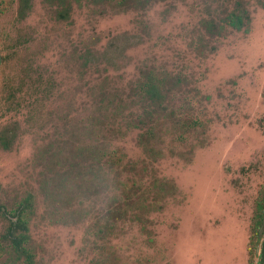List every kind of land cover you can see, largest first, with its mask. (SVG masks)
<instances>
[{
	"label": "rangeland",
	"instance_id": "374dc122",
	"mask_svg": "<svg viewBox=\"0 0 264 264\" xmlns=\"http://www.w3.org/2000/svg\"><path fill=\"white\" fill-rule=\"evenodd\" d=\"M219 1L141 12L99 0H29L19 17V0H0L9 54L0 134L14 131L9 149L0 146V207L25 203L32 264H262L252 213L264 185V0H246L248 32L230 31L200 54L196 28L205 5ZM124 36L114 66L102 60L108 42ZM144 69L187 80L156 137L147 133L153 123L136 121L133 86ZM101 152L113 168L95 166ZM132 166L147 167L138 185L165 179L171 190L159 200L144 187L124 193ZM117 206L121 220L111 214ZM7 226L0 216V235ZM0 264L25 263L1 241Z\"/></svg>",
	"mask_w": 264,
	"mask_h": 264
},
{
	"label": "trees",
	"instance_id": "16d2710c",
	"mask_svg": "<svg viewBox=\"0 0 264 264\" xmlns=\"http://www.w3.org/2000/svg\"><path fill=\"white\" fill-rule=\"evenodd\" d=\"M100 2L115 3V6L118 8H132L136 11L145 12L153 4L156 3H168L171 1L178 0H99ZM63 7L66 5L65 0H62ZM29 9V0H19L17 13L19 17H23L26 10ZM205 9L207 16L202 18L197 26V44L194 45V48H197V51L202 54L204 50L213 51L215 49L214 45H211V42H216L222 37H224L230 31L236 32H248L251 25V13L249 9V4L246 0H221L218 2L217 9L212 8L210 5L206 4ZM66 9L58 12L59 18L66 17ZM1 29V28H0ZM129 41L128 38L118 37L111 39L105 50L101 52V59L114 66L116 60L122 56L125 51V45ZM0 51L2 56V65L0 69V99L2 93L5 90L1 82V77H3V71L8 64L9 54L3 39L2 32L0 30ZM95 56L90 52L86 53L84 60L92 61ZM186 78L171 74L168 72H157L153 70H141L139 77L136 79L135 85L133 86L134 97L136 98L137 106L142 110L140 118L136 121L140 126L144 125L145 122L153 123L152 127L148 128L147 133L151 136L156 137L155 127L159 125L161 121L168 120L173 121L174 109L173 103L175 102L178 96L186 95L184 88L187 86ZM186 97V96H184ZM186 103V101H185ZM194 121L188 122L185 121L183 126L187 127V124H191ZM175 124V122H174ZM179 123H176V125ZM153 129L154 134L150 133ZM146 134H142L141 138L144 139ZM14 136L13 130H4L0 134V146L3 149H9L11 141ZM84 153L90 156H97L94 150H91L88 147L83 149ZM95 153V154H94ZM99 164L96 163L95 166L100 165V170H104V164L107 165V168H113L115 161L112 157L105 156L103 152L99 153ZM104 161V162H103ZM136 167L132 166L128 170V174L133 176L134 180L132 181L131 186L125 187V192L130 194V192H137L142 190L141 187L145 189L142 191L151 194L156 199H160L162 194H168L171 190L172 184L167 180H152L150 184L147 185H138L135 180L140 182L143 181L144 172L147 170V167L144 166L140 171H136ZM117 176V174H116ZM127 197L129 195H126ZM129 198V197H128ZM127 198V199H128ZM130 200V199H129ZM126 201V198H125ZM124 205L126 202H123ZM140 202L141 210L144 211L148 208V205ZM24 204H19L13 212L3 211L0 208V216L6 220L8 226L4 234L0 235V242L4 241L7 243V246L12 250L16 258L21 259L25 264H32L33 256L26 247L28 243V228L27 222L23 217L24 214ZM112 215L116 216L117 220H121L125 216V211L121 206H117L112 210ZM138 214V213H137ZM264 214V185L260 188L258 196L254 202V209L252 213V238L253 241L256 239V234L258 228L261 224V220ZM134 222L141 220V216L135 215ZM264 258V252L263 256Z\"/></svg>",
	"mask_w": 264,
	"mask_h": 264
},
{
	"label": "flooded vegetation",
	"instance_id": "af4514ba",
	"mask_svg": "<svg viewBox=\"0 0 264 264\" xmlns=\"http://www.w3.org/2000/svg\"><path fill=\"white\" fill-rule=\"evenodd\" d=\"M2 208L3 211H6L4 210L3 207H0ZM264 215V214H263ZM263 219V217H262ZM262 222V220H261ZM261 225V224H260ZM259 229H260V226L258 228V231H257V234H256V239H255V246H254V254L256 255V247H257V243H258V234H259ZM263 252H264V231H263V237H262V241H261V245H260V254H259V257H260V260H258L259 263H262L263 264V261H264V258L262 257L263 256ZM249 264V263H248Z\"/></svg>",
	"mask_w": 264,
	"mask_h": 264
},
{
	"label": "water",
	"instance_id": "95a60500",
	"mask_svg": "<svg viewBox=\"0 0 264 264\" xmlns=\"http://www.w3.org/2000/svg\"><path fill=\"white\" fill-rule=\"evenodd\" d=\"M1 65H2V56H1V51H0V69H1ZM263 231H264V215H263V219L260 225V229H259V234H258V243H257V247H256V256L259 257L260 254V245H261V241H262V237H263Z\"/></svg>",
	"mask_w": 264,
	"mask_h": 264
}]
</instances>
